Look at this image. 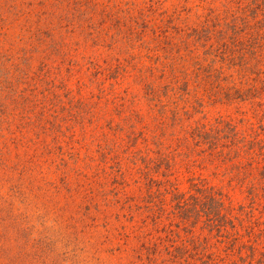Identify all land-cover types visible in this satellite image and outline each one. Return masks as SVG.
Instances as JSON below:
<instances>
[{
    "label": "rangeland",
    "instance_id": "rangeland-1",
    "mask_svg": "<svg viewBox=\"0 0 264 264\" xmlns=\"http://www.w3.org/2000/svg\"><path fill=\"white\" fill-rule=\"evenodd\" d=\"M172 56L182 67L162 72ZM3 104L0 264H147L142 245L167 224L129 214L148 205L143 137L218 120L264 137V0H0ZM201 174L169 178L188 193ZM252 209L264 228V200ZM208 239L217 261L238 262ZM255 243L243 255L264 264Z\"/></svg>",
    "mask_w": 264,
    "mask_h": 264
},
{
    "label": "trees",
    "instance_id": "trees-1",
    "mask_svg": "<svg viewBox=\"0 0 264 264\" xmlns=\"http://www.w3.org/2000/svg\"><path fill=\"white\" fill-rule=\"evenodd\" d=\"M174 57L171 61H162L159 69L165 73L179 71L182 66ZM184 86L186 83L180 86L183 91L186 89ZM184 93L191 94L188 91ZM180 97L184 98L182 94ZM0 111L7 112L5 104ZM82 115L79 116L83 118ZM136 132L133 128L129 130V137L133 139L128 141L131 145L127 150L137 147L136 139L142 133L134 136ZM143 140L142 148L150 150L151 145V152L156 155L143 157L146 169L140 171L151 187L144 197L148 199V205L144 209L131 210L129 214L143 216L148 224H167L162 229L166 233L164 238H159V242L152 245H142L146 263L221 264L213 257L217 246L206 244L209 237H216L225 245L226 252L238 253V262L233 264H252L253 260L247 259L243 250L251 251L248 257L253 258L257 250L254 243L264 240V228L260 225L258 228L252 218L253 205L264 200V137L255 132L241 131L231 120H218L214 125H197L174 131L169 136L153 134L149 144L146 137ZM177 168L187 171L201 168L207 176L198 175L190 191L181 192L169 178L175 175ZM159 176L165 178L167 188H161L163 181ZM208 177L218 180L222 186L209 183ZM154 186L156 188L152 190ZM225 186L245 192L251 200L250 205L234 204ZM247 236L254 242L246 240ZM261 254L264 255V251ZM261 262L258 260L257 264Z\"/></svg>",
    "mask_w": 264,
    "mask_h": 264
}]
</instances>
